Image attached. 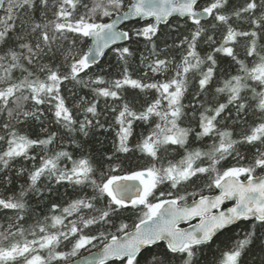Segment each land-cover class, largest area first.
Segmentation results:
<instances>
[{
	"label": "snow or ice",
	"instance_id": "6c2138e0",
	"mask_svg": "<svg viewBox=\"0 0 264 264\" xmlns=\"http://www.w3.org/2000/svg\"><path fill=\"white\" fill-rule=\"evenodd\" d=\"M0 188V264H264V0H0Z\"/></svg>",
	"mask_w": 264,
	"mask_h": 264
},
{
	"label": "trees",
	"instance_id": "16d2710c",
	"mask_svg": "<svg viewBox=\"0 0 264 264\" xmlns=\"http://www.w3.org/2000/svg\"><path fill=\"white\" fill-rule=\"evenodd\" d=\"M131 26V25H129ZM108 60L109 58L106 57L102 60V65H106L108 63ZM137 60H138V57H137ZM111 62L113 64H115V59L114 58H111ZM131 94V93H130ZM71 103V100H69V104ZM100 139H104V136H100ZM98 147V145H97ZM3 191V188H0V192ZM61 191H63V189H61ZM236 231H239V229H237ZM214 248L216 247L215 245L213 246ZM95 250V249H94ZM92 251V249H91ZM87 251L85 250H82V255L85 254ZM261 256V253H260V250H259V247H255L253 248L252 252H250L247 256H245V261H246V264H250L251 261L255 260L258 264V261H259V258ZM209 258L211 259V255L209 254Z\"/></svg>",
	"mask_w": 264,
	"mask_h": 264
},
{
	"label": "water",
	"instance_id": "95a60500",
	"mask_svg": "<svg viewBox=\"0 0 264 264\" xmlns=\"http://www.w3.org/2000/svg\"><path fill=\"white\" fill-rule=\"evenodd\" d=\"M201 2H204V0H201ZM92 252H95V251H92ZM87 255H88V254H86V255H83V256H85V257H86Z\"/></svg>",
	"mask_w": 264,
	"mask_h": 264
},
{
	"label": "rangeland",
	"instance_id": "374dc122",
	"mask_svg": "<svg viewBox=\"0 0 264 264\" xmlns=\"http://www.w3.org/2000/svg\"><path fill=\"white\" fill-rule=\"evenodd\" d=\"M94 249H92V251H93Z\"/></svg>",
	"mask_w": 264,
	"mask_h": 264
}]
</instances>
